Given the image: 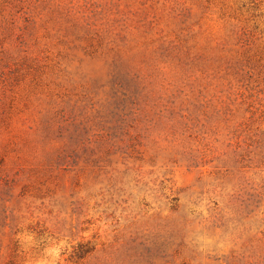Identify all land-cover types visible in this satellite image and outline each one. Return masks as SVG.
I'll use <instances>...</instances> for the list:
<instances>
[{"label": "rangeland", "instance_id": "obj_1", "mask_svg": "<svg viewBox=\"0 0 264 264\" xmlns=\"http://www.w3.org/2000/svg\"><path fill=\"white\" fill-rule=\"evenodd\" d=\"M0 264H264V0H0Z\"/></svg>", "mask_w": 264, "mask_h": 264}]
</instances>
